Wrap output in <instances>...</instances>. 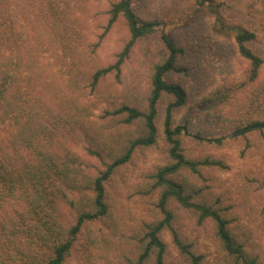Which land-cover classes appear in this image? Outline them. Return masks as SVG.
Listing matches in <instances>:
<instances>
[{"label": "rangeland", "instance_id": "obj_1", "mask_svg": "<svg viewBox=\"0 0 264 264\" xmlns=\"http://www.w3.org/2000/svg\"><path fill=\"white\" fill-rule=\"evenodd\" d=\"M28 1L6 3V20L2 17L0 21V52L12 53L15 71L25 73L27 45L42 43L45 50L38 56L36 70L41 72L45 83L22 96L28 99L38 95L42 106L48 103L59 111L48 87L69 94L66 82L69 59L65 55L76 50L81 53V60L91 57L96 66L112 64L123 45L126 29L121 19L111 28L106 27L110 5L116 0ZM132 5L140 19L157 23L153 33L132 48L121 66L118 81L110 77L101 83L105 85H100L99 91H92L85 85L82 94H76L73 89V95H78L80 101L85 97L83 101L87 103L88 112L99 123L102 110L109 108L107 100L99 96L110 95L109 85H113L121 97L129 95L135 102H142L149 89L152 65L165 59L167 54L160 38L162 33L184 48L179 63L186 69L168 76L169 81L182 85L186 91V104L175 110L172 122L187 129L182 137L186 158L217 159L224 168H203L197 176L185 170L181 173L199 186L206 200L224 215L244 253L257 264H264V132L232 138L237 127L264 118V65L254 78H250V65L235 52L232 39L238 29L254 32L257 38L247 44L264 60V0H208L205 6L199 4V0H133ZM216 14L220 15L219 23ZM40 15L42 18L37 20ZM20 86L23 92L26 87L22 83ZM168 101L164 98L157 107L155 122L159 132ZM58 122L60 124V119ZM15 127L11 118L0 114L3 143L11 141L9 138L16 131ZM196 135L204 140L223 138L225 146L215 148L198 144ZM163 143L160 138L154 146L136 149L130 161L111 175L105 184L108 216L83 226L65 264H135L127 259L134 254L135 246L126 248L120 238L130 235L133 229L142 235L139 229L158 217L157 192L146 193L145 190H149L151 184L148 174L168 161ZM68 145L82 160L87 174L104 170L103 163L107 160L90 155L85 150L86 140L70 137ZM58 183L48 184L51 201L57 197L54 205L47 202L40 211L42 216L30 213L27 218V206L22 200L10 198L9 190L0 181V217L4 220L12 216L20 220L24 215L26 220L18 222V227L24 230L40 220L56 221L64 227L72 225L75 215L59 201ZM169 207L177 215L176 226L183 240L191 244L195 254L202 256L203 264H239L221 247L211 221L198 224L195 218L179 212L174 202H170ZM29 233L34 232L30 230ZM93 238L97 239V244ZM102 238L109 241L103 243ZM162 240L166 245L164 264H190L173 244L169 231H165ZM29 243L30 248H34L31 255L41 264L46 249L32 244L36 243V237Z\"/></svg>", "mask_w": 264, "mask_h": 264}, {"label": "trees", "instance_id": "obj_2", "mask_svg": "<svg viewBox=\"0 0 264 264\" xmlns=\"http://www.w3.org/2000/svg\"><path fill=\"white\" fill-rule=\"evenodd\" d=\"M207 1L199 0V4L205 6ZM12 2L13 0H0L1 22L2 17L6 20V3ZM132 2L133 0H116L111 3L108 11L106 27L111 28L121 19L126 29L125 40L112 64L96 66L91 57L81 60V53L76 50L71 55H65L69 59L66 72L69 94H62L57 88L48 87L49 95L56 99L60 112L48 103L42 106V99L38 95L29 96L28 99L22 96V93L29 95L38 84L45 83L41 72L36 70L38 56L45 50L43 44L27 45L28 64L25 66V73L15 71V57L12 53L0 52V114L11 118L16 125L9 143H3L0 139V181L9 190L10 198L22 200L24 206H27V218H30V213L40 214L42 206L47 205V202L54 205L57 197H53L51 201L49 197L52 192H47L48 184L59 182V201L73 210L75 215L74 223L67 227L56 221L50 223L48 220H40L26 230L18 227V222L26 220L24 215H21L20 220L12 216H7L4 220L0 217V264H40L31 255L34 248H30L29 242L34 237L36 243L32 244L47 251L41 264H65L83 226L108 216L105 184L111 175L130 161L136 149L154 146L160 138L165 143L168 161L148 174L151 184L150 189L145 190L146 193L150 190L157 192L155 207L158 217L140 227L142 235L133 229L130 235L121 236L120 240L124 241L126 248H136L133 256L129 255L127 259L135 261V264H164L166 245L162 235L169 231L173 244L187 257L190 264H203L202 256L195 254L191 244L183 240L181 230L176 226L177 215L169 207L170 202H174L179 212L195 218L198 224L211 221L221 247L237 263L257 264L234 239L224 215L206 200L199 186L181 173L185 170L189 175L197 176L203 168H224L223 163L217 159L186 158L182 151V137L186 135L187 129L172 122L175 110L186 104V91L182 85L169 81L168 76L186 69L179 63L184 48L178 47L174 40L162 33L160 38L167 54L165 59L152 65L149 89L142 102H135L129 95L121 97L113 85H109L107 89L110 95L99 96V99L105 98L109 105L108 109L102 110L99 123L88 112L87 103L83 101L85 97L80 101L77 99L78 95H73V89L80 95L85 85L92 91H99L100 85H105L101 83L110 77L118 81L121 66L132 48L140 39L153 33L157 23L140 19L133 10ZM213 12L217 13L215 10ZM41 18L42 15L36 17L37 20ZM215 18L218 23L221 21L219 14ZM222 26L220 24V28ZM256 38L254 32L246 29L236 30L232 38L235 52L250 65V78H254L264 65V60L247 44ZM20 83L26 87L23 92L20 90ZM48 84L51 85L52 81H48ZM164 98L169 101L165 107L162 131L159 132L155 120L158 117V104ZM57 118L60 119V124ZM253 132H264V118L253 119L237 127L232 138ZM70 137L86 140L85 150L90 155L101 161L107 160L103 163L104 170L97 174H87L83 170L82 160L68 145ZM196 137L198 144L215 148L225 146L223 138L204 140L199 135ZM30 230L34 233H29ZM93 241L98 243L95 238ZM101 241L107 243L109 240L102 238Z\"/></svg>", "mask_w": 264, "mask_h": 264}]
</instances>
